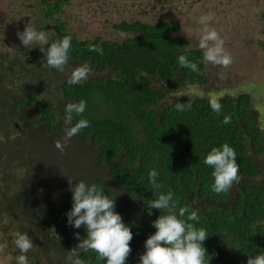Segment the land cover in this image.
I'll list each match as a JSON object with an SVG mask.
<instances>
[{"label": "trees", "instance_id": "1", "mask_svg": "<svg viewBox=\"0 0 264 264\" xmlns=\"http://www.w3.org/2000/svg\"><path fill=\"white\" fill-rule=\"evenodd\" d=\"M62 5L59 0L53 4L51 0L40 2L41 16L50 26ZM121 28L145 32L137 39L89 41L79 40L61 25L55 26L54 36H48L50 43L65 35L71 37L69 63L63 73L45 66L46 57L39 46H23L21 56L15 51L1 50L0 85L2 82L10 85L4 87L7 98L0 97L2 118L12 124L28 113L20 121L25 129L42 126L52 137L65 128L66 104L86 101L85 112L82 116L74 115L73 125L81 118L89 121V126L77 136L86 145L83 149L94 152L97 164L88 171L74 168L80 171L75 182L95 183L104 194L115 199V211L133 232L132 251L126 264H139L146 239L156 231L152 222L161 212L152 209L149 215L147 201L168 191L179 199V206H188L198 213L199 221L192 223L207 231L203 243L209 264H247L250 255L264 253V182H256L264 175V164L247 153L250 147L258 154L264 152V128L254 112L252 95L221 97L218 102L222 110L217 114L211 109L208 96L195 97L181 90L209 79L202 51L172 34L181 28L176 21L160 20L146 27L124 23ZM90 44L102 47L104 54L89 51ZM181 54L197 63L200 71L182 68L178 63ZM74 61L88 64L93 72L87 81L70 85L66 72ZM27 74L33 75L39 84H47L51 78L58 86L49 83L46 89L49 93L35 83L29 88L25 83ZM176 85L181 94L170 96L169 88ZM51 88L55 96H51ZM41 94L44 100H39ZM189 101L190 110H176L177 102ZM10 114L13 121L8 119ZM225 116L231 117L230 123L222 122ZM224 143L237 153L241 179L227 193L217 194L211 187L213 169L203 161L213 147ZM7 147H11L8 141L0 138V175L5 170L2 165H12L6 167V182H13L15 174L21 187L15 190L18 196L13 199L4 197L0 191L2 208L13 204L17 213L35 218L34 228L44 233L51 245L57 243L56 237H61L64 244L76 247L79 240L75 234L83 238L86 230L83 225L77 229L68 224L66 213L72 208L68 178L63 182L64 191L51 197L52 184L50 187L49 182L35 174L33 166L37 160H44L45 153L40 151L39 158L32 159L27 152L19 163L4 154ZM18 163L20 166H16ZM152 169L159 174L157 182L163 185L161 189L154 190L150 184ZM51 257L57 264H63V249L52 247ZM80 258L84 264H106L91 251L81 252Z\"/></svg>", "mask_w": 264, "mask_h": 264}, {"label": "rangeland", "instance_id": "2", "mask_svg": "<svg viewBox=\"0 0 264 264\" xmlns=\"http://www.w3.org/2000/svg\"><path fill=\"white\" fill-rule=\"evenodd\" d=\"M101 1L114 9L117 22L121 19L133 18L143 19L147 23H155L156 18H163L167 21L177 20L181 23V28L174 35L184 38L192 46H196L198 43L197 33L202 29V26L197 23L199 17L212 13L214 19L210 22V26L215 28L224 39V47L232 55L233 63L227 68L211 65L216 71L208 77L207 83L186 86L181 90L183 93H189L195 97L205 95L209 98L215 97L217 100L227 94L236 96L240 93H249L253 98L257 120L264 128V0ZM40 2L42 3V0H0V51L2 50L4 53L15 51L21 56L23 45L17 32L23 31L29 23L37 30L45 31L48 36H54L53 24L55 22L50 26V23L42 18ZM86 3V0H71V3L58 14L55 21L66 22L70 33L79 36V40L94 39L92 37L95 35L102 34L104 39L121 41L123 36L116 33L113 28L105 25L98 26L99 19L95 14L89 16L85 22L88 15L84 13ZM183 9H188L187 12H183L186 16L181 14ZM81 16H83L82 19H80ZM80 20L85 22L86 31H80ZM93 25L97 26L93 27ZM129 36L130 34L127 37ZM35 47L38 46H32V48ZM82 64L85 63L71 62L70 69L66 72L67 76L73 68ZM25 78V83L29 85V88H32L34 83L41 85L42 90H46L49 83L58 86V82H51V78L47 84H39L33 75L27 74ZM4 87H10V85L3 84V82L0 85V97L5 99L7 92ZM46 92L49 93L47 90ZM180 92L178 85L168 90L170 96L179 95ZM51 94V96L56 95L52 88ZM3 115V111L0 110V120H3L0 121V138L3 142L6 139L11 145L3 150L4 154L9 159L14 158L16 162H19L27 152L30 153L32 159H37L39 158L37 154L43 151L45 153L44 160H37L33 166L37 172L35 174L42 176L45 182H49L50 187L52 184L51 197L64 191L65 178L69 177L74 181L75 178H78L80 171H75L74 168L88 171L91 169V165L97 164L94 162V152L83 149L86 145L77 135L72 137L62 153L55 147V141L63 142L64 130L51 137V134L46 133L42 126L25 129V125L21 122L27 118L28 113L20 115L17 121L12 124H7L6 120L2 118ZM8 119L13 121L11 114ZM247 153L264 164V152L258 154L250 147ZM19 163L16 166H20ZM98 165L96 166L98 167ZM6 167L11 168L12 165L1 166L2 170H5L0 175V191L4 197L13 199L18 196L15 190L21 187V182H17L18 179L14 173L13 182H6L8 175ZM258 180L256 182H264V175ZM53 183H55L54 187ZM4 187L9 190L6 191ZM37 189L43 192L39 186ZM4 190L6 192L3 193ZM12 205L5 209L0 205V209H2L0 211V246H3V251L0 252V264H16V257L21 254L14 244L17 234H27L33 241V248L26 253L29 264H57L51 257L52 247H56L57 250L63 249L64 257L61 261L63 264H68L67 257L73 247L64 244L61 237H56L57 243L51 245L45 238L46 235L34 228L35 218L30 219L29 216H22Z\"/></svg>", "mask_w": 264, "mask_h": 264}, {"label": "clouds", "instance_id": "3", "mask_svg": "<svg viewBox=\"0 0 264 264\" xmlns=\"http://www.w3.org/2000/svg\"><path fill=\"white\" fill-rule=\"evenodd\" d=\"M213 19V14L207 13L201 15L197 21L202 26L197 33V47L203 53L207 77L216 71L212 66L227 68L233 63L232 55L224 47V39L210 26ZM160 20L167 21L163 18ZM17 36L26 48H32L33 45L40 47L46 57V67L65 72L71 49L70 36L65 35L62 39L50 43L46 32L37 30L30 23L23 31H18ZM88 50L99 55L104 54L103 48L95 44H90ZM178 63L182 68L194 73L200 71L197 63L189 60L185 54L178 57ZM90 73L91 67L88 64L77 66L71 70L67 83L75 85L85 82ZM39 100H44L42 94ZM209 103L214 112L217 114L221 112L222 105L215 97H210ZM86 107L84 100L66 104L63 142L55 141V147L60 152L65 151L72 137L89 126V121L83 118L73 125L74 115L82 116ZM191 107V101L175 104L178 111H187ZM222 122L230 123L231 117L225 116ZM203 163L213 169L211 175L214 183L211 187L217 194L227 193L241 179L237 153L228 143L213 147ZM158 175L155 169L149 172V181L154 190L163 187L157 182ZM68 180L72 192V208L66 213L68 224L77 229L83 225L86 230V236L83 238L79 233L75 234L79 243L69 251L68 264H84L80 253L89 251L95 252L97 259L105 261L106 264H126L132 251L130 242L133 239V232L123 221L121 214L115 211V199L104 194L95 183L89 185L84 180L75 182L69 177ZM146 205L149 215L152 214V209H159L161 215L152 222L156 231L146 239L145 251L140 255L139 264H209L208 253L203 243L208 237L207 231L192 223L200 219L196 211H190L188 206H179V199H174L171 191L167 194L159 193L156 198L148 200ZM14 244L21 253L16 257V264H29L26 253L33 248V241L27 234H17ZM2 251L3 246H0V252ZM247 264H264V253L250 255Z\"/></svg>", "mask_w": 264, "mask_h": 264}, {"label": "flooded vegetation", "instance_id": "4", "mask_svg": "<svg viewBox=\"0 0 264 264\" xmlns=\"http://www.w3.org/2000/svg\"><path fill=\"white\" fill-rule=\"evenodd\" d=\"M56 1L58 0H51V4L55 3ZM59 1H62L63 5L61 7V11L60 13L63 11V8L65 6H68L70 3H71V0H59ZM86 5L84 7V13L88 14L85 18V22L87 21L88 17L95 14L96 17L99 19L98 21V26H102V25H105V26H108V27H111L113 28V30L118 33L120 36L122 35V40H125V39H137L141 36V34H143L145 32L144 29H136L134 28L133 29H123L121 28V26L125 23L129 26H141V27H146L147 25H152L154 23H147L145 21L142 20H139V18H133V19H121L119 20L118 22L115 21L116 18H115V13L113 12V8L108 6L107 3L105 2H102L101 0H86ZM184 11H188V9L186 10H182L181 11V14H183ZM59 13V14H60ZM58 15L55 16L54 20H51V23H54L53 24V28H54V33H56V29H55V26H62L63 28H65L66 30H68V25L66 22H60L58 20L55 21L56 17ZM186 16V15H184ZM83 16L80 17V19H82ZM160 21L159 19L156 18V22ZM180 26H181V23L177 20H175ZM83 20H80L79 23L81 25L80 27V31H86V24ZM155 22V23H156ZM97 25H93V27H96ZM69 31V30H68ZM70 32V31H69ZM177 32V31H176ZM176 32H173L172 34H176ZM120 33H123V34H120ZM130 34L129 37H127L128 35ZM103 35L102 34H97L95 35L94 39H88L89 41H95L96 39H101L102 41H117V40H109V39H104L102 37ZM52 37V36H51ZM79 37V36H77ZM79 39V38H78ZM119 41V40H118ZM196 47H197V43H196ZM241 55V54H240ZM194 85H199V84H194ZM6 140V139H5Z\"/></svg>", "mask_w": 264, "mask_h": 264}]
</instances>
